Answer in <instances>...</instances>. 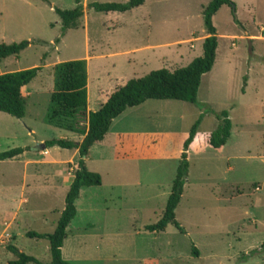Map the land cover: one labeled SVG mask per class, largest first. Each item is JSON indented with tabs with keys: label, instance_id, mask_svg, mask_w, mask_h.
Masks as SVG:
<instances>
[{
	"label": "rangeland",
	"instance_id": "rangeland-1",
	"mask_svg": "<svg viewBox=\"0 0 264 264\" xmlns=\"http://www.w3.org/2000/svg\"><path fill=\"white\" fill-rule=\"evenodd\" d=\"M125 1L79 0L77 28L61 34L54 9L70 10L75 0H0V44L28 42L17 57L0 61V74L39 68L22 90L24 117L0 113V152L24 149L0 161V264L14 260L8 245L49 264L47 242L25 233L53 231L72 179L76 150L42 146L52 139H82L43 122L53 66L85 61L88 113L127 80L171 72L201 55L206 37L201 14L210 0H144L123 13L87 7ZM230 1L232 7H220L211 18L215 57L200 78L195 103L149 100L127 108L89 148L85 168L101 183L79 191L62 259L71 264H264V0ZM222 110L231 124L228 139L219 151L202 147L201 135L215 129L214 114ZM84 118L77 119L81 128ZM195 123L197 141L188 151L174 210L181 231L167 224L162 232H147L144 227L161 216L180 142Z\"/></svg>",
	"mask_w": 264,
	"mask_h": 264
},
{
	"label": "trees",
	"instance_id": "trees-1",
	"mask_svg": "<svg viewBox=\"0 0 264 264\" xmlns=\"http://www.w3.org/2000/svg\"><path fill=\"white\" fill-rule=\"evenodd\" d=\"M143 2L144 0H126L124 3H90L87 7L98 13H123L142 5ZM75 3V7L70 10L54 9V13L61 23V34L69 29H76L78 26V21L82 16V7L79 0H75ZM222 6L232 7L233 5L230 0H210L201 14L206 37L202 40L199 57L192 59L185 67L171 72L161 69L151 71L141 78L127 80L121 87L110 93L93 112L86 113L85 61L72 60L53 66L52 90L48 96L43 122L48 126L78 134L82 136V139L79 142L52 139L42 143L44 149L58 147L66 150L74 149L77 152L72 179L64 195L63 207L53 231L50 234L25 233L28 238L43 239L47 242L49 264H71L62 259L60 250L65 238V230L75 216L74 202L82 188L99 186L101 183L97 173L86 170L84 158L89 148L103 139L111 121L125 109L139 106L149 100L195 103L200 78L210 71L215 57L216 37L211 18ZM27 45L26 41L0 44V61L10 56L17 57ZM38 71L39 68H30L0 74V113L15 119L24 117L25 104L22 90L32 81ZM79 115L85 117V127L83 128L80 127L77 120ZM214 115L217 121L215 129L201 135L198 144L219 151L229 137L231 124L226 111L222 110ZM196 124L191 126L180 142L178 163L161 216L154 224L144 227L147 232H162L167 224H171L175 229L181 231L174 220V210L179 202L187 173L188 151L191 145L197 141ZM23 150L22 148H13L0 152V161L13 159ZM6 250L14 256V260L7 264H39L35 258L24 255L12 246H6ZM191 254L197 256L194 247L191 249Z\"/></svg>",
	"mask_w": 264,
	"mask_h": 264
},
{
	"label": "crops",
	"instance_id": "crops-1",
	"mask_svg": "<svg viewBox=\"0 0 264 264\" xmlns=\"http://www.w3.org/2000/svg\"><path fill=\"white\" fill-rule=\"evenodd\" d=\"M105 100H106V99H105ZM119 136H121V135H120V134H119V135H116V138L119 137ZM123 136H126V135H123ZM184 137H185V136H184ZM184 137H183V138H184ZM183 138H182V139H183ZM198 143H199V141H198ZM191 146H193V145H191Z\"/></svg>",
	"mask_w": 264,
	"mask_h": 264
}]
</instances>
